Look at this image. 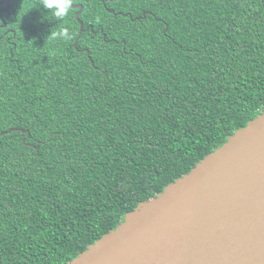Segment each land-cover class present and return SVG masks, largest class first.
I'll use <instances>...</instances> for the list:
<instances>
[{"label": "trees", "instance_id": "1", "mask_svg": "<svg viewBox=\"0 0 264 264\" xmlns=\"http://www.w3.org/2000/svg\"><path fill=\"white\" fill-rule=\"evenodd\" d=\"M73 3L0 17V264H67L264 111V0Z\"/></svg>", "mask_w": 264, "mask_h": 264}, {"label": "water", "instance_id": "2", "mask_svg": "<svg viewBox=\"0 0 264 264\" xmlns=\"http://www.w3.org/2000/svg\"><path fill=\"white\" fill-rule=\"evenodd\" d=\"M67 264H264V111Z\"/></svg>", "mask_w": 264, "mask_h": 264}, {"label": "clouds", "instance_id": "3", "mask_svg": "<svg viewBox=\"0 0 264 264\" xmlns=\"http://www.w3.org/2000/svg\"><path fill=\"white\" fill-rule=\"evenodd\" d=\"M73 2L74 0H43L42 6L45 9L50 10V15L57 19H63L71 13L74 4ZM56 36L62 39L71 38L67 29H63L61 32L56 33Z\"/></svg>", "mask_w": 264, "mask_h": 264}, {"label": "flooded vegetation", "instance_id": "4", "mask_svg": "<svg viewBox=\"0 0 264 264\" xmlns=\"http://www.w3.org/2000/svg\"><path fill=\"white\" fill-rule=\"evenodd\" d=\"M0 1H2V0H0ZM3 5H6L7 6V3H5V4H3ZM75 5H81V4H75ZM2 6V5H1ZM6 9H4V10H2V11H5ZM75 10H77V12H78V10L79 9H75ZM77 12H75V14L77 13ZM75 47L77 48V44L75 43ZM83 51V50H82Z\"/></svg>", "mask_w": 264, "mask_h": 264}, {"label": "rangeland", "instance_id": "5", "mask_svg": "<svg viewBox=\"0 0 264 264\" xmlns=\"http://www.w3.org/2000/svg\"><path fill=\"white\" fill-rule=\"evenodd\" d=\"M102 1V0H101ZM111 1V0H110ZM115 13V12H114ZM90 27H92V26H90Z\"/></svg>", "mask_w": 264, "mask_h": 264}]
</instances>
